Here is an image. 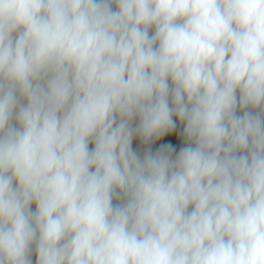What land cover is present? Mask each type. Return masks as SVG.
<instances>
[{
	"label": "clouds",
	"instance_id": "clouds-1",
	"mask_svg": "<svg viewBox=\"0 0 264 264\" xmlns=\"http://www.w3.org/2000/svg\"><path fill=\"white\" fill-rule=\"evenodd\" d=\"M0 264H264V0H0Z\"/></svg>",
	"mask_w": 264,
	"mask_h": 264
},
{
	"label": "crops",
	"instance_id": "crops-1",
	"mask_svg": "<svg viewBox=\"0 0 264 264\" xmlns=\"http://www.w3.org/2000/svg\"><path fill=\"white\" fill-rule=\"evenodd\" d=\"M134 146H135V143H134Z\"/></svg>",
	"mask_w": 264,
	"mask_h": 264
}]
</instances>
